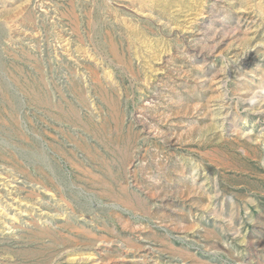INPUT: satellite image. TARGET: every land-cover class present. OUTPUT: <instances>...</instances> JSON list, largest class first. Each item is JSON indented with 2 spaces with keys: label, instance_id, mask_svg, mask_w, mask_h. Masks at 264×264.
Here are the masks:
<instances>
[{
  "label": "rangeland",
  "instance_id": "obj_1",
  "mask_svg": "<svg viewBox=\"0 0 264 264\" xmlns=\"http://www.w3.org/2000/svg\"><path fill=\"white\" fill-rule=\"evenodd\" d=\"M0 264H264V0H0Z\"/></svg>",
  "mask_w": 264,
  "mask_h": 264
}]
</instances>
